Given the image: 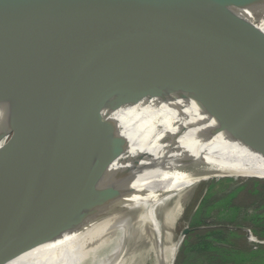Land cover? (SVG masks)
Segmentation results:
<instances>
[{"label": "water", "instance_id": "obj_1", "mask_svg": "<svg viewBox=\"0 0 264 264\" xmlns=\"http://www.w3.org/2000/svg\"><path fill=\"white\" fill-rule=\"evenodd\" d=\"M236 1L68 0L5 24L0 29V116L16 121L0 147V215L104 205L134 194L131 183L153 156L146 149L127 153L129 142L115 115L144 99L189 97L213 120L205 122L206 137L225 132L264 157V76L214 40L186 34L196 22L230 21L224 6ZM166 41L182 55L184 83L162 74L147 56L149 48ZM200 55L207 57L213 76L205 74ZM72 98L104 116L105 139L92 150H18L42 121H29V114L52 112L56 103ZM178 139L167 142L171 150L176 151ZM173 158L170 163L198 161ZM228 177L264 179L230 173L211 178Z\"/></svg>", "mask_w": 264, "mask_h": 264}, {"label": "bare ground", "instance_id": "obj_2", "mask_svg": "<svg viewBox=\"0 0 264 264\" xmlns=\"http://www.w3.org/2000/svg\"><path fill=\"white\" fill-rule=\"evenodd\" d=\"M65 1L68 0H2L0 29L28 13ZM224 7L232 17L230 21L217 18L204 24L196 22L187 28V36L214 40L263 77L264 0H237ZM180 55L170 41L147 50L158 71L184 83ZM199 59L205 74L213 76L207 57L200 55ZM41 116L44 120L61 121L56 140L44 154L79 146L92 150L107 135L101 125L104 116L76 98L56 103L52 112ZM115 116L120 133L129 142L127 153L146 149L153 156L150 167L131 183L135 193L104 205L2 214L0 264H123L130 258L126 252L128 240L150 242L151 253L156 246L162 248L158 257L162 256L163 264H173L187 227V223L182 225L174 238L172 229L183 214L181 199L191 189L189 185L204 181L211 174H223L239 140L228 138L225 132L206 137L205 122L211 124L213 120L189 97L173 96L166 101L144 99L120 109ZM15 121L14 117L0 116V147ZM175 137L179 138L176 151L167 144ZM18 150L37 154L39 147L29 145L27 140ZM189 156L198 161L170 163L175 160L173 157ZM253 175L264 178V170ZM134 210V214H127ZM129 219L133 221L129 223ZM25 234L26 240L18 239ZM149 260L150 257L131 264H147Z\"/></svg>", "mask_w": 264, "mask_h": 264}, {"label": "rangeland", "instance_id": "obj_3", "mask_svg": "<svg viewBox=\"0 0 264 264\" xmlns=\"http://www.w3.org/2000/svg\"><path fill=\"white\" fill-rule=\"evenodd\" d=\"M152 48H155V46L149 49ZM41 117L42 116L40 114L33 113L28 115V120L34 122ZM57 122L58 120L56 119L48 121L44 120L42 117V121L38 130L35 132L34 136L28 140L29 145L34 144V146H37V148L39 147L37 154H44V152L56 140L61 129V121L58 123ZM10 133L11 132H9V134ZM9 134L7 135L6 139L8 138ZM263 170L264 157L239 141L225 164L223 174L230 173L236 176H250L253 175L254 172H262ZM212 176L215 175L211 174L206 178V180L189 185L191 189H189L186 194H184L185 196L181 199V202L183 203V214H181L182 216H179L177 225L175 223V226L172 229V234H175L174 238L176 236L178 237L182 225L187 223V227H191V215L196 212L199 206H208V204L226 197L228 194H230V192L238 188L240 189V192L236 194V197L233 199V204L238 207L236 211V217L233 220L228 219L226 221L216 220V218H209L210 220H208V223L217 225L229 224L228 226L233 228L240 227L242 229L241 231L243 236L237 239V246L247 250L262 249L264 247V243L251 242L249 240V234L251 232V234L256 237L257 240L264 241V239H260L255 235L253 231L255 226L254 223H252L253 219H256L257 217H264V186L261 184L254 186L251 184L250 178L246 177L211 178ZM254 188L257 189V192L255 193L251 191L254 190ZM135 211L136 210L127 214H134ZM213 213H215V211H213ZM132 221L133 219L128 220L129 223ZM247 229L250 230L249 233L247 232ZM184 239L185 237H183L182 242L179 245L177 250L178 253L173 262L174 264H176L177 260L180 258V252ZM127 245L126 252L128 255L130 253V258L128 259L129 261H126V263L123 264H131L137 261L140 263L141 261L146 260L148 257H150L151 260H149L147 264H163L162 256L158 257V252L162 248L156 246V249L153 250L152 254L150 242L147 243L142 240H140V242L137 240H128ZM187 264L202 263L199 261H190ZM244 264H254V262L250 263L248 261Z\"/></svg>", "mask_w": 264, "mask_h": 264}, {"label": "trees", "instance_id": "obj_4", "mask_svg": "<svg viewBox=\"0 0 264 264\" xmlns=\"http://www.w3.org/2000/svg\"><path fill=\"white\" fill-rule=\"evenodd\" d=\"M250 181L254 186L260 184L264 186V180L250 179ZM251 191L255 193L257 189ZM239 192L240 189L236 188L226 197L208 206H199L190 219L191 227L185 236L180 258L176 264H187L190 261H199L202 264H244L248 261L264 264V247L247 250L237 246V239L243 236L241 230L228 226L229 224L208 223L209 218L233 220L238 209L233 204V199ZM252 223L255 226L253 230L255 235L264 239V217L253 219ZM249 240L254 241L250 237Z\"/></svg>", "mask_w": 264, "mask_h": 264}, {"label": "built area", "instance_id": "obj_5", "mask_svg": "<svg viewBox=\"0 0 264 264\" xmlns=\"http://www.w3.org/2000/svg\"><path fill=\"white\" fill-rule=\"evenodd\" d=\"M247 232L249 233L250 232V230L249 229H247ZM250 236L249 237H251L252 239H254V241H251V242H257V243H264V241H260V240H257L256 239V237H254L252 234H251V232H250V234H249Z\"/></svg>", "mask_w": 264, "mask_h": 264}, {"label": "flooded vegetation", "instance_id": "obj_6", "mask_svg": "<svg viewBox=\"0 0 264 264\" xmlns=\"http://www.w3.org/2000/svg\"><path fill=\"white\" fill-rule=\"evenodd\" d=\"M238 228V227H237ZM239 230H242L240 227L238 228Z\"/></svg>", "mask_w": 264, "mask_h": 264}]
</instances>
